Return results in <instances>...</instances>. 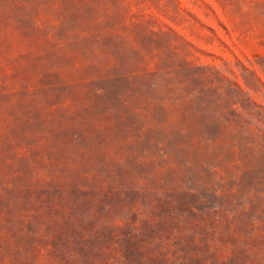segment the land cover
Listing matches in <instances>:
<instances>
[{
    "label": "rangeland",
    "instance_id": "obj_1",
    "mask_svg": "<svg viewBox=\"0 0 264 264\" xmlns=\"http://www.w3.org/2000/svg\"><path fill=\"white\" fill-rule=\"evenodd\" d=\"M0 264H264V0H0Z\"/></svg>",
    "mask_w": 264,
    "mask_h": 264
}]
</instances>
